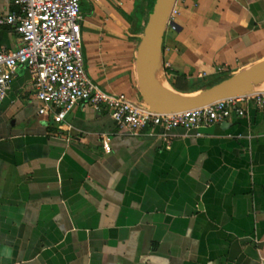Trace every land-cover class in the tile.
Wrapping results in <instances>:
<instances>
[{
	"label": "crops",
	"instance_id": "obj_1",
	"mask_svg": "<svg viewBox=\"0 0 264 264\" xmlns=\"http://www.w3.org/2000/svg\"><path fill=\"white\" fill-rule=\"evenodd\" d=\"M154 0H82L92 80L141 101L137 50ZM164 78L192 94L264 59V0H177ZM0 0V15L19 12ZM20 45L12 26L0 48ZM264 91V83L259 87ZM196 129H121L80 103L40 115L18 67L0 107V264H264V107Z\"/></svg>",
	"mask_w": 264,
	"mask_h": 264
},
{
	"label": "built area",
	"instance_id": "obj_2",
	"mask_svg": "<svg viewBox=\"0 0 264 264\" xmlns=\"http://www.w3.org/2000/svg\"><path fill=\"white\" fill-rule=\"evenodd\" d=\"M17 1L18 13L0 15V28L14 27L20 40L16 49L0 48V107L21 66L32 76L35 96L41 103L39 114L51 115L58 123H63L80 103L107 108L118 127L133 135L147 126L165 130L209 126L223 121L234 111L244 114L237 104L247 99L264 107V91H257L181 112H154L142 100L104 90L88 74L82 46V0ZM177 15L175 5L170 21H175Z\"/></svg>",
	"mask_w": 264,
	"mask_h": 264
},
{
	"label": "water",
	"instance_id": "obj_3",
	"mask_svg": "<svg viewBox=\"0 0 264 264\" xmlns=\"http://www.w3.org/2000/svg\"><path fill=\"white\" fill-rule=\"evenodd\" d=\"M177 0H155L141 37L136 72L142 101L158 113H176L241 97L259 91L264 83V59L199 92L186 94L170 87L164 78V37Z\"/></svg>",
	"mask_w": 264,
	"mask_h": 264
},
{
	"label": "trees",
	"instance_id": "obj_4",
	"mask_svg": "<svg viewBox=\"0 0 264 264\" xmlns=\"http://www.w3.org/2000/svg\"><path fill=\"white\" fill-rule=\"evenodd\" d=\"M154 2H155V0H154ZM152 10V9H151Z\"/></svg>",
	"mask_w": 264,
	"mask_h": 264
},
{
	"label": "rangeland",
	"instance_id": "obj_5",
	"mask_svg": "<svg viewBox=\"0 0 264 264\" xmlns=\"http://www.w3.org/2000/svg\"><path fill=\"white\" fill-rule=\"evenodd\" d=\"M153 8V7H152Z\"/></svg>",
	"mask_w": 264,
	"mask_h": 264
}]
</instances>
